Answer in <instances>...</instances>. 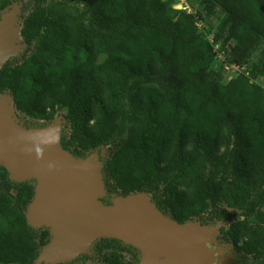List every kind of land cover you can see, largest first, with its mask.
Returning a JSON list of instances; mask_svg holds the SVG:
<instances>
[{"label": "trees", "instance_id": "1", "mask_svg": "<svg viewBox=\"0 0 264 264\" xmlns=\"http://www.w3.org/2000/svg\"><path fill=\"white\" fill-rule=\"evenodd\" d=\"M12 1L0 0V10ZM34 2L21 36L36 47L21 63L5 64L0 94L10 92L17 109L37 119L52 121L66 109L65 149L82 157L113 145L103 168L107 192L152 194L180 223L232 219L236 213L216 210L230 201L227 190H258L248 217L222 232L238 253L264 264V228L255 226L264 224L257 211L264 205V0H201L192 13L175 8L177 0ZM220 52L239 68L226 83L225 63L209 64ZM254 55L259 61L248 71ZM173 174L186 179L174 197ZM0 180V263L35 264L48 234L39 242L27 220L35 181H12L1 165ZM234 197L231 206L243 208ZM122 244L102 238L96 248L107 264H131L116 253Z\"/></svg>", "mask_w": 264, "mask_h": 264}, {"label": "water", "instance_id": "2", "mask_svg": "<svg viewBox=\"0 0 264 264\" xmlns=\"http://www.w3.org/2000/svg\"><path fill=\"white\" fill-rule=\"evenodd\" d=\"M13 25L10 16L0 21V71L18 53ZM62 137L58 123L21 128L11 118L10 104L0 100V165L12 181H39L26 215L32 227L51 229L40 258L48 251L61 261H45L63 263L98 238H116L142 250L140 244L153 241L155 251L148 264H194L209 226L166 216L144 192L101 206L107 188L97 153L79 158L63 147Z\"/></svg>", "mask_w": 264, "mask_h": 264}, {"label": "rangeland", "instance_id": "3", "mask_svg": "<svg viewBox=\"0 0 264 264\" xmlns=\"http://www.w3.org/2000/svg\"><path fill=\"white\" fill-rule=\"evenodd\" d=\"M189 5L192 7H198L201 0H187ZM34 0H13L9 6L6 8L0 10V21H2L6 16H10L13 19V37L14 42L18 46V53L16 56H13L10 60L14 63H21L25 56L31 54L36 44H34L32 47L29 48V46L25 43L23 40V37L21 36V29L24 23L25 18L28 16V14L33 10L34 7ZM213 26H216L218 21L213 20L211 21ZM211 25L206 23V27H209ZM205 26H202L201 29H204ZM211 37H213L211 35ZM85 55V53H83ZM228 55L224 52H220L216 57H213L209 60V64L212 66H219L222 63H225V77L224 82H228L230 79L236 77L239 70H237L236 65H233L231 62L227 61ZM258 56L254 55L250 62L247 64L246 67H251L253 64L258 63ZM258 83L262 84L264 86V79L259 78ZM0 100L7 101L10 104V115L11 118L14 120V122L24 129H38L43 128L46 126H49L52 123H58L61 125V131L62 136H66L67 138L70 137L71 134V124L69 120L67 119L68 112L66 109H58L57 114L55 116V119L52 121L49 120H43V119H37L34 117H31L22 111L18 110L16 105L14 104L13 98L10 94V92H5L0 94ZM120 121V120H119ZM132 121H126L127 125H131ZM121 129H125L126 127L123 126V123L120 121ZM127 130V128H126ZM113 152V145L108 143L105 144L98 149L88 152L86 156H82L79 158H85L92 153H97L99 160L102 163V166L104 167L105 161L112 155ZM188 158H191V156L188 155ZM215 174H217V178L220 179L222 176V172L218 171ZM34 184L37 186L39 184L38 180H34ZM186 179L183 177H178L176 174H173V182L171 185V190L173 192V197L176 191L184 187ZM1 185V180H0ZM228 193V198L230 201L224 200V202L218 207L219 212L224 211H230L232 213H236V215L232 219H216V220H209L206 219V224L201 222L198 218H195L193 221H200L202 224L209 226L210 231L209 234L204 242L202 252L207 257V264H261L260 260L252 255H245L240 254L236 251L233 243L226 241L224 239L223 235V229H228L231 224L234 222H237L239 220H243L247 218L249 215V206L253 203V201L257 200L259 198V192L258 190L255 191H249L244 187H238L237 189H228L226 194ZM15 194V193H14ZM234 195L240 196L241 202L239 204L242 205L243 208L237 209L234 208L232 203H237ZM150 198L153 199V195L149 194ZM119 195L117 193L109 194L107 190L103 194L102 198L100 199L101 206L103 207H109L114 205V202L117 200ZM264 211V205H261L257 208V211ZM27 212V211H26ZM164 213V212H163ZM165 214V213H164ZM257 213L254 214V216H249L248 219H254L252 217H255ZM166 216L173 218V215L171 211H167L165 214ZM204 217L207 218L208 214L204 213ZM256 227L264 228L263 225L255 224ZM34 228V227H33ZM36 231V238L39 242H41L42 236L44 234V231H48L47 236L45 237L44 241L45 244L40 249V254L43 250V247L50 242L52 233L51 229L48 227H40V228H34ZM102 238H98L94 240L89 247L86 249V251L82 252L81 254L77 255L76 257L65 261L63 263H51L47 262L44 259L46 258L48 261H51L48 259L46 253L44 254L43 258L38 257V259L35 261V264H107L104 262V252L100 253L97 251V243ZM124 244L119 246L118 251L116 252L118 256H120L124 261L129 262L131 264H142L144 261L147 252L140 247L133 246L131 244H127L123 242ZM40 256V255H39ZM2 264V263H0Z\"/></svg>", "mask_w": 264, "mask_h": 264}, {"label": "bare ground", "instance_id": "4", "mask_svg": "<svg viewBox=\"0 0 264 264\" xmlns=\"http://www.w3.org/2000/svg\"><path fill=\"white\" fill-rule=\"evenodd\" d=\"M204 240H203V244L209 234L210 228L209 227H205L204 230ZM143 249L147 252L146 257L144 259V261L142 262V264H148L150 262V259L152 258L154 251H155V244L153 241L149 240L146 241L142 244H140ZM202 248V247H201ZM201 248H199L194 255V264H207V257L205 256L204 253H202ZM46 255L48 257V259H50L51 261H61L59 259H57L54 255H52L51 253H49L48 251H46Z\"/></svg>", "mask_w": 264, "mask_h": 264}, {"label": "built area", "instance_id": "5", "mask_svg": "<svg viewBox=\"0 0 264 264\" xmlns=\"http://www.w3.org/2000/svg\"><path fill=\"white\" fill-rule=\"evenodd\" d=\"M175 8L186 10L189 13L193 12L192 7L189 5L187 0H177V2L175 4ZM235 68H237V70H239L238 66L235 67Z\"/></svg>", "mask_w": 264, "mask_h": 264}]
</instances>
